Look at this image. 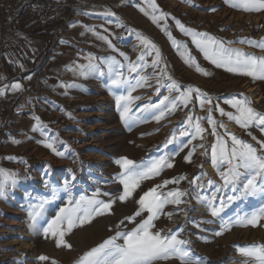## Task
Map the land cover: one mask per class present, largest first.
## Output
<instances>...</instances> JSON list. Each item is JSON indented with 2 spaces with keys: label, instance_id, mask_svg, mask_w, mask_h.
<instances>
[{
  "label": "rangeland",
  "instance_id": "374dc122",
  "mask_svg": "<svg viewBox=\"0 0 264 264\" xmlns=\"http://www.w3.org/2000/svg\"><path fill=\"white\" fill-rule=\"evenodd\" d=\"M28 1L0 0V55L4 58L8 56L9 48L17 49L25 42L29 43L25 36H19L13 31V26L17 25L13 19L16 11ZM156 2L161 10L169 13L167 27L172 36L187 45L196 62L201 68L211 72V76H204L194 67L184 63L168 36L140 12L139 7L144 6L143 0H71L64 8L67 10L63 27L52 33L48 41L44 40L45 44L38 46L39 51L35 52V55L32 48H28L30 62L28 72L22 74V70L19 69L16 70V75L11 77L8 85L20 83L22 88L17 91H6L3 112L6 120L0 129V168L18 174L15 188L9 189L5 198H0V264H51L52 260L57 264H77L84 252L114 235L120 222L134 214L138 208L135 201L143 192L164 180L181 176H186L187 179L181 181L179 185L169 184L164 191L178 187L188 193L184 197L187 202L181 204L179 210L175 206H167L165 212L174 214L171 219L162 215L156 221L157 230L162 229L164 234H168L169 230L176 231L183 226L181 238L189 239L193 256L206 259L207 264H243L245 257L238 253L237 246L264 244V221L261 222V226H233L222 235H214V232L221 230L222 222L220 218L211 217L196 199L197 189L189 181L201 172L207 175L199 182L207 184L211 179L217 184L220 183L210 159V147L215 142V137L211 134L212 126L205 119L200 121L205 129L203 139L197 138L189 143L188 137L178 136L176 142L169 144L167 148L164 147L170 135L184 125L187 116L204 118L211 108V115L218 123H225L228 132L259 149L252 136L264 141V132L256 127L240 128L235 122L220 116L214 105L219 98L220 107L226 112H234V109L223 104L222 100L233 94L243 93L252 100L257 111L264 113V81H253L250 77L216 68L204 59L202 53L192 43L191 37L180 32L172 17L180 20L188 28L207 32L226 42L236 41L231 47L238 48L245 54L264 56V51L238 42L244 38L255 41L264 39V11L251 13L238 11L225 4L224 0H193L192 5L184 3V0ZM214 8L216 11H212ZM106 9L115 12L126 27H117L115 17L104 18L98 15ZM161 26H164V21H161ZM87 28H94L96 32L108 36L117 51H113L105 42L97 39L86 30ZM127 29H134L143 34L159 47L163 59L168 64L169 74L181 85L182 90L189 86L199 88L212 98L213 105L206 104L201 110L199 100L193 94L187 108L179 107L167 118L157 122L153 118L155 110L138 111L145 104L158 103L164 95H168L165 88H161L159 96L156 95L157 85L153 79L149 81L150 86L132 92L134 97H140L132 104L133 112L130 113L138 122L133 123L130 128L126 126L121 120L116 96L126 95L128 89L115 88L111 85L106 66L101 64L104 76L88 78L74 76L67 68L73 64H87L85 57L89 54L98 58L97 63L103 58L115 56L126 65L127 61L119 55L120 52L135 61L142 48L135 34ZM32 36L37 37L35 34ZM30 39L34 41V38ZM152 58L147 57L149 62ZM20 62L12 65L19 68ZM151 72L152 69L148 68L145 74ZM124 74L128 75L126 68ZM73 83L79 87L65 89L60 86ZM171 95L174 97L177 93L173 92ZM33 114L39 116L51 129L52 134H58L72 150L69 152L64 145H57L65 151V158L56 156L38 142L43 138L39 133L31 131L34 124ZM218 131L224 133L222 128ZM13 138L22 142L19 145L13 144L11 142ZM96 143L98 146H95ZM184 143H188V147L178 155L172 156L174 167L165 169L154 179L144 181L134 197L127 202L116 199L122 192V186L113 182V177L120 171L115 161L121 157H128L142 163L162 155L173 154ZM201 144L204 148L200 147ZM193 147L196 151L189 163L185 157ZM73 176L75 179H72ZM66 181L71 183V192L75 199L80 196L90 197L99 191L101 193L99 199L116 200L111 214L98 216L90 224L74 229L65 237L72 245L71 249L57 247L53 238L46 239L42 234L46 222L54 218L59 208L67 202L68 194L62 191ZM53 188L60 190L58 198L45 205L43 217L38 218L36 225H32L28 215L30 206L38 204L42 199H50ZM211 191L212 189H207L205 194H210ZM105 192L111 196L102 195ZM261 203L264 201L258 199L236 201L221 215L225 220H229L236 214L257 208ZM140 219L141 217H138L137 222ZM206 220H211L212 223H201ZM193 222L199 224V227ZM133 226L125 222L121 228L130 229ZM41 255L48 256L49 261H40L38 257ZM158 264H180V261L169 259Z\"/></svg>",
  "mask_w": 264,
  "mask_h": 264
},
{
  "label": "snow or ice",
  "instance_id": "6c2138e0",
  "mask_svg": "<svg viewBox=\"0 0 264 264\" xmlns=\"http://www.w3.org/2000/svg\"><path fill=\"white\" fill-rule=\"evenodd\" d=\"M224 2L238 11L248 13L264 11V0H224ZM184 3L192 5L193 0H184ZM143 4V7L138 6L140 12L168 36L172 46L177 50L184 63L189 67H194L197 72L204 76H211V72L201 68L196 62L187 45L177 41L172 36L167 27L169 13L161 10L156 0H143ZM212 11H216V9L214 8ZM98 15L104 18L115 17L117 27H126L123 21L116 16V13L110 9H106ZM172 19L175 20V25L181 33L191 37L192 43L202 53L204 59L216 68H221L235 75L250 77L253 81H264V56L245 54L240 49L231 47L236 41H223L207 32H199L188 28L175 17H172ZM161 21H164L163 27ZM86 30L95 35L97 39L105 42L113 51H117L108 36L96 32L94 28H87ZM127 30L135 34L139 46L142 48L135 61L131 60L125 53L120 52L119 55L127 61L126 65L117 60L115 56L103 58L100 63H97L98 58L89 54L85 57L88 61L87 64H73L67 68L74 76L88 78L96 75L104 76L105 72L101 64L106 66L108 75L111 78V85L115 88L126 87L128 89L126 95L116 96L121 120L126 126L130 128L133 123L138 122L133 119V116H130V113L133 112L132 104L140 97H134L132 92L138 88L150 86L149 81L153 79H155L157 85L155 88L156 95H160L161 88L167 89L168 95H164L158 103L145 104L138 111L155 110L153 118L157 122L167 118L179 107L187 108L193 94L199 100L201 110L204 109L206 104L213 105L212 98L199 88L189 86L182 90L181 85L169 74L168 64L163 59L159 47L150 38L136 32L134 29ZM238 42L264 51V39L255 41L244 38ZM147 57H153L151 62L148 61ZM125 68L127 69V76L124 74ZM148 68H151L152 72L145 74ZM60 86L65 89L79 87L75 83L61 84ZM21 88L20 83L4 85L0 87V96H4L6 91H17ZM173 92L177 93L174 97L171 95ZM222 103L229 105L234 109V112H226L224 108L220 107L218 98L214 107L220 116L226 117L228 121L235 122L242 129L256 127L264 132V113L253 107V102L249 97L243 93L233 94L230 97H225ZM211 111L210 108L208 115L204 118L187 116L184 125L177 132L170 135L164 147L167 148L169 144L176 142L178 136L188 137L189 143L197 138L203 139L205 129L200 121L205 119L212 126L211 134L215 137V142L210 147V159L220 183L217 184L211 179L207 181V184L199 182L202 177L207 175L203 172L189 183L194 184L197 189L195 195L198 203L207 210L211 217L220 218L222 222L220 225L221 230L213 234L216 236L222 235L224 231L231 230L233 226H261V222L264 221V203L251 211L236 214L229 220H225L221 214L236 201L249 199L264 201V141L257 140L255 136H252V139L259 145L258 149L252 143L240 139L235 134L228 132L225 123H218L211 115ZM32 119L34 124L31 131L39 133L43 138L38 141L43 147L60 158H65V151L58 148L57 145H64L69 152L72 151L68 148L66 142L59 138L58 134H52L51 129L39 116L33 114ZM219 128L224 129L223 134L218 131ZM248 134L252 135L251 132ZM11 142L19 145L22 141L13 138ZM186 147H188V143L182 144L178 151L173 154L162 155L159 158L142 163H137L128 157H121L115 161L120 171L113 177V182L122 186V192L116 199L120 202H127L132 199L144 181L154 179L165 169L174 167L172 156L178 155ZM200 147L204 148V145L201 144ZM195 151L196 148L193 147L185 157L187 162L191 163L192 154ZM207 152L208 149L205 150V154ZM9 159L16 158L9 157ZM200 167L202 168L203 165H200ZM72 179H75V177L73 176ZM185 179H187L186 176H181L164 180L162 183L156 184L143 192L135 201L138 208L134 214L125 217L120 222L114 235L84 252L79 257L77 264H158L160 261L169 259H178L180 264H207L206 259L193 256L190 247L191 241L181 238V233L184 232L183 226L176 231L169 230L168 234H164L162 229H156V221L162 215L171 219L174 214L173 212H165L167 206L172 205L179 210V206L187 202L184 197L188 193L178 187L164 191L169 184L179 185ZM17 180V173L0 168V198H5L9 189L15 188ZM71 188V183L66 181L62 191L68 194L67 202L59 208L54 218L46 222V227L42 229V234L46 239L51 237L55 240L57 247L68 249H71L72 245L65 240L67 235L78 227L90 224L98 216L111 214L112 206L116 202L115 199H109L108 201L99 199L98 197L101 195L99 191L94 192L90 197L80 196L75 199L72 196ZM207 189H212L210 194H205ZM58 191L60 190L53 188L50 199H42L38 204L30 206L28 215L32 225H36L38 218L43 217L45 205L58 198ZM102 195L111 196L107 192ZM138 217H141L139 222H137ZM125 222L134 226L130 229H122L121 226ZM193 223L195 224V222ZM201 223H212V221L206 220ZM195 226L199 227V224H195ZM201 231L205 230L201 229ZM237 249L238 253L245 257L243 264H264V244L237 246ZM38 259L49 261V257L45 255L39 256ZM51 264H57V262L52 260Z\"/></svg>",
  "mask_w": 264,
  "mask_h": 264
},
{
  "label": "crops",
  "instance_id": "0c3cea01",
  "mask_svg": "<svg viewBox=\"0 0 264 264\" xmlns=\"http://www.w3.org/2000/svg\"><path fill=\"white\" fill-rule=\"evenodd\" d=\"M32 0H29L27 3L23 5V7L16 11V15L13 19L16 20L17 25L13 26V31L19 36H25L29 41V43H24L20 45V48L15 49L14 47L9 48V54L5 58L0 55V87L4 85H8L10 83L11 69H6L5 65H12L17 61L20 62L21 58L26 56L28 53V48H32L33 55L35 52H38V46H43L45 43L44 40L48 41L51 34L55 33L58 29L63 27V23L66 20V10L63 11L60 15V18L51 22H48L45 25H41L37 23L34 19L33 8L30 6ZM22 4V3H19ZM28 6L30 8L26 9ZM67 11V15H68ZM56 24H61L60 26H55ZM32 34L37 35V37L32 36ZM30 38H34V41ZM27 44L29 46H27ZM14 46V45H13ZM8 62V63H7ZM16 71V69H15ZM7 94L4 96H0V129L5 124L6 115L3 113L5 111V103H6Z\"/></svg>",
  "mask_w": 264,
  "mask_h": 264
},
{
  "label": "built area",
  "instance_id": "2783aa9c",
  "mask_svg": "<svg viewBox=\"0 0 264 264\" xmlns=\"http://www.w3.org/2000/svg\"><path fill=\"white\" fill-rule=\"evenodd\" d=\"M71 0H32L34 19L41 25L60 18L63 9Z\"/></svg>",
  "mask_w": 264,
  "mask_h": 264
},
{
  "label": "trees",
  "instance_id": "16d2710c",
  "mask_svg": "<svg viewBox=\"0 0 264 264\" xmlns=\"http://www.w3.org/2000/svg\"><path fill=\"white\" fill-rule=\"evenodd\" d=\"M51 21H54V20H50L49 22H51ZM61 24H56L55 26H60ZM29 55H26L25 57L23 56L22 58H21V62H20V65H19V68H17V67H14L13 65H5V68L6 69H11V71H10V76L11 77H13V76H15L16 75V71H15V69L16 70H19V69H21L22 70V74H27V72H28V67H29ZM23 68V69H22Z\"/></svg>",
  "mask_w": 264,
  "mask_h": 264
},
{
  "label": "bare ground",
  "instance_id": "6f19581e",
  "mask_svg": "<svg viewBox=\"0 0 264 264\" xmlns=\"http://www.w3.org/2000/svg\"><path fill=\"white\" fill-rule=\"evenodd\" d=\"M88 127H89V126H88ZM91 127H92V126H91ZM96 127H97V126H96ZM96 127H95V128H96ZM95 146H98L97 143H96ZM95 148H96V147H95ZM92 157H94V156H92ZM89 158H90V157H89ZM97 160H99L98 157H97ZM78 167H79V166H78ZM78 167H75V168L78 170V169H79ZM77 172L79 173L80 171H77Z\"/></svg>",
  "mask_w": 264,
  "mask_h": 264
}]
</instances>
